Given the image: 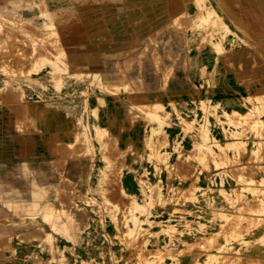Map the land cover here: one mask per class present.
Returning a JSON list of instances; mask_svg holds the SVG:
<instances>
[{
	"label": "crops",
	"instance_id": "obj_1",
	"mask_svg": "<svg viewBox=\"0 0 264 264\" xmlns=\"http://www.w3.org/2000/svg\"><path fill=\"white\" fill-rule=\"evenodd\" d=\"M80 1L62 6L61 0H0L3 16L0 22L4 19L7 27L15 29L10 32L4 29L0 34V43H5L8 49L4 53L24 56L32 53V47L26 46L28 43L19 47V41L31 37L32 45L41 44L46 35L55 31L45 26L60 25L62 11L68 12L63 19L70 27L68 43L60 46L69 73L84 67L91 68L87 73H100L96 67L102 66L106 57L119 58L138 49L140 56L155 48L152 57L164 56L162 68L170 74L168 79L149 80L144 86L152 89L141 94L96 95L83 115L91 111L92 126L95 125L98 136L107 135L123 154L117 185L126 194L142 200L143 186H154L158 181L165 189L170 184L189 188L195 182L192 177L195 170L203 169L188 160L197 150L198 139L183 131L173 106L189 120L196 117L201 121L202 103H208L210 110L216 109L220 115L222 109L230 111L231 107L241 112L244 98L264 96V0ZM27 2L32 7L26 6ZM180 23L182 29L173 28ZM200 24L207 27L197 28ZM18 26L25 29L18 30ZM221 26L229 29L228 39L221 35L222 30L218 32ZM176 39L180 44L173 51H164L163 56L157 51L159 42H164L167 48ZM146 42H154L155 47L144 45ZM129 45L133 48L129 49ZM37 53L62 51L46 48ZM22 68L16 61L0 63V264H14L9 254L13 248L11 238L40 229V216L28 212L30 203H41L47 215H54L47 204L60 199V164L65 158L66 168L73 170L68 154L77 135L82 133L76 97L57 92L50 69L23 74ZM86 101L89 103V98ZM156 106H163L175 124L164 126L163 133L158 135L152 129L159 126L146 116ZM140 109L144 113H139ZM209 119L215 122L213 117ZM212 126L213 136L220 141L225 139L222 130L215 124ZM165 142L160 154L169 155L168 168L151 156L155 153L154 146ZM211 168L217 174L218 169ZM168 169L175 170L182 179L176 177L169 183ZM141 177L146 178L145 185L140 183ZM215 183L219 186L218 177ZM196 184L201 187L209 184L204 172ZM157 228L143 227L150 233H159L161 228ZM177 229V236L187 232L183 226ZM101 231L119 232L112 224L101 227ZM185 239L186 236L171 239L164 233L158 238L162 247H179Z\"/></svg>",
	"mask_w": 264,
	"mask_h": 264
},
{
	"label": "rangeland",
	"instance_id": "obj_2",
	"mask_svg": "<svg viewBox=\"0 0 264 264\" xmlns=\"http://www.w3.org/2000/svg\"><path fill=\"white\" fill-rule=\"evenodd\" d=\"M61 2L63 6L81 1ZM27 3L26 6L32 7ZM66 13L61 12L60 25L45 26L55 31L46 35L41 44L34 42L32 45L31 37L19 41V47L25 43L28 48L32 47V53H25L27 56L4 53L8 51L7 46L0 43V63L16 61L22 65L20 72L23 74L50 69L57 92L76 97L82 132L68 154L73 170L66 168L65 158L60 164V199L57 204H47L51 205L54 215L46 214L45 205L42 209L41 203H30L28 212L40 216V229L10 239L13 248L9 254L14 264H171L170 260L172 264H264V96L244 98L245 107L241 112L231 107L230 111L222 109L220 115L216 109L210 110L208 103H202L204 116L201 121L196 117L189 120L173 106L183 131L198 139L197 150L188 160L202 165L203 169L195 170L192 175L195 182L189 188L170 184L165 189L161 181L146 187V178L141 177L140 183L146 187L141 191L144 199L130 196L117 185V170L123 154L107 135L98 136V130L92 126L91 111L89 115L83 112L86 108L89 110L90 100L96 95L141 94L152 89L144 86L149 80L163 82L168 79L170 74L162 68L163 53L173 51L180 42L176 39L167 48L164 42H159L156 47L163 56L161 59H153L155 48L152 52L149 48L150 52L140 56L139 49L131 50L119 58H104L102 66L96 67L100 73H87L91 70L87 67L69 73L70 67L60 47L68 43L70 27L63 19ZM5 24L3 19L0 34L4 29L15 30ZM24 26L16 28L23 30ZM173 28L182 29V25ZM219 28L216 31L222 30L221 35L228 39L229 29ZM153 44L144 43L155 47ZM42 48L55 51L61 48L62 53H37ZM128 48L132 49L133 45ZM143 111L140 109L139 113ZM165 111L163 106H156L146 114L152 124L159 126V129H152L154 135L163 133L164 126L175 125L171 114ZM211 116L215 122L210 121ZM212 124L222 130L223 141L213 136ZM165 144L167 142L154 146L155 153L151 156L158 164L166 163L168 168L169 155L160 154V147ZM150 145L153 146L151 142ZM211 167L218 169L217 174ZM168 172L169 183L176 177L181 178L173 169ZM203 172L209 183L205 187L196 184ZM215 177L220 180L219 186ZM107 224L115 225L119 232H102L101 227ZM146 226L158 227L161 231L150 233L143 229ZM178 226H183L187 232L177 236ZM163 233L171 239L182 236L186 239L179 247H162L158 238ZM186 258L188 261L183 262Z\"/></svg>",
	"mask_w": 264,
	"mask_h": 264
},
{
	"label": "bare ground",
	"instance_id": "obj_3",
	"mask_svg": "<svg viewBox=\"0 0 264 264\" xmlns=\"http://www.w3.org/2000/svg\"><path fill=\"white\" fill-rule=\"evenodd\" d=\"M185 2V1H184ZM61 32V31H60ZM10 46V45H9ZM19 58V57H18ZM68 156V155H67ZM250 169V168H249ZM185 187H187V186H185ZM260 196V195H259ZM259 215V214H258ZM194 251V250H193ZM171 259V258H170ZM243 259V258H242ZM133 262V261H132ZM248 264V263H247Z\"/></svg>",
	"mask_w": 264,
	"mask_h": 264
}]
</instances>
